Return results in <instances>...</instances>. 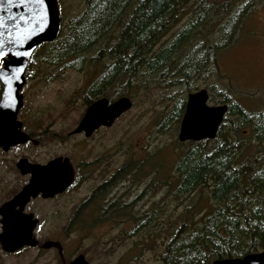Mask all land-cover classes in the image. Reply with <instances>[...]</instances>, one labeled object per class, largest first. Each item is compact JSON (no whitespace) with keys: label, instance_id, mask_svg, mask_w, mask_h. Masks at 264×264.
<instances>
[{"label":"rangeland","instance_id":"374dc122","mask_svg":"<svg viewBox=\"0 0 264 264\" xmlns=\"http://www.w3.org/2000/svg\"><path fill=\"white\" fill-rule=\"evenodd\" d=\"M59 1L63 24L83 13L86 6V0ZM209 1L215 2L216 7L233 1L235 9L229 15H235L236 24L229 26L226 31L217 22L206 26L202 34L215 39L217 43L223 39L228 40V43L233 37L236 39L232 45L216 54L218 68L215 65L211 69L210 63H207L206 71L194 81L193 87L195 91H209L211 106L227 104L223 103L222 94L226 91L231 96L230 101L236 102L243 109L252 113L262 111L264 0ZM188 13L165 41H169L190 21L193 15ZM244 15L246 18L242 21ZM223 23L226 24V21ZM46 50L38 53L37 61L29 69L30 77L21 92L24 105L18 115V120L24 123L26 131L33 134L39 145L18 146L8 153L0 150V204L12 196L16 188L25 181L14 169L21 156L38 163H45L58 156H67L74 164L100 161L101 164L97 167L100 170L107 166V179L122 166L126 167L125 178L118 180L111 189L110 201L122 198L127 209L128 205L131 206L135 217L152 208L159 213L163 208L161 218H158L150 230L162 229L164 235L174 231L178 227V216L192 200L175 195V167L186 146L177 144L181 121L178 123L175 115L171 118L175 103L168 98L172 95L187 99L188 94L184 88L166 90L155 77L139 75L132 82L131 88L126 89V97L133 102V107L128 112L116 120L112 127L98 131L89 139L74 137L70 133L78 127L87 109L85 99L89 97L92 82L97 80V71L101 66L90 65L87 59L78 60L75 65L49 66L41 62ZM94 53L91 52L88 56ZM113 85L108 86V99L111 98V101L119 99L121 94L125 95V92L115 94L116 88L113 89ZM226 117L227 125L235 119L234 116ZM236 125L241 127L245 138L255 146L257 142L251 133V125L243 124L237 116ZM140 162L143 164L141 168ZM134 163H137L138 170L136 167L132 168ZM101 173L93 171L91 176H87L82 172L81 178L84 175L88 177L85 183L82 179L78 180L76 187L58 200L36 201L31 207L40 216L41 225L35 236L42 243L61 242L67 261L81 254L89 264H162L159 253L165 244V238L162 243L158 240L153 245L146 244L145 235L151 226L148 229H138L136 222L126 219V216L124 222L111 218L107 221L98 220V216L89 229L81 230L78 227L68 232L64 230L70 219L77 216L79 207L87 205L83 210L85 213L91 206L89 196L105 177ZM165 182L172 184L166 185ZM209 203L207 202L208 207ZM130 232H134L133 236L127 237ZM151 247L152 250L149 249ZM0 264L62 263L53 250L29 248L18 254H5L0 248Z\"/></svg>","mask_w":264,"mask_h":264},{"label":"trees","instance_id":"16d2710c","mask_svg":"<svg viewBox=\"0 0 264 264\" xmlns=\"http://www.w3.org/2000/svg\"><path fill=\"white\" fill-rule=\"evenodd\" d=\"M233 6L232 1L216 7L209 0H108L105 6L104 0L95 4L86 0L84 12L63 24L54 42L44 43L34 52L29 69L37 61L38 53L46 49L41 62L49 66L75 65L85 59L90 65H100L99 78L85 99L86 106L101 96L110 97L106 90L110 84H114L115 94L125 92L119 97L126 96V89L131 88L139 75L155 77L166 90L182 87L190 94L196 90L193 83L206 71V64L210 63L211 69L217 67L216 54L236 39L217 43L202 34L206 26L217 22L226 31L236 24L235 15H229L235 9ZM188 12L193 15L190 21L165 41ZM244 18L245 15L242 21ZM91 52L94 55L88 56ZM1 93L0 83V98ZM222 94L223 103L229 106L227 115L235 119L227 125L226 117L214 140L177 142L186 148L175 167V195L192 199L178 216V227L165 235L162 229L150 230L161 218L163 208L159 213L152 208L135 217L130 205L128 209L124 205L123 208L112 206L108 208L110 214L98 219L124 222L126 216L136 222L138 229L151 226L145 243L153 245L158 240L162 243L165 238L159 253L162 264H201L217 258H242L264 248V110L249 112L231 102L226 91ZM168 98L175 103L171 118L175 115L180 123L186 98L172 95ZM236 116L243 124L251 125L255 146L236 125ZM135 167L137 163L132 165ZM83 210L69 222L73 226L80 222L81 230L89 229L95 220Z\"/></svg>","mask_w":264,"mask_h":264},{"label":"water","instance_id":"95a60500","mask_svg":"<svg viewBox=\"0 0 264 264\" xmlns=\"http://www.w3.org/2000/svg\"><path fill=\"white\" fill-rule=\"evenodd\" d=\"M35 9V11H33ZM47 13L43 23L39 22L37 12ZM0 39L5 42V50L10 49L18 53H28L19 58L8 56L5 63L11 69H18L16 79L5 83L0 80L3 91L0 102L5 100V94L12 99L11 107L0 108V148L8 152L12 147L24 145L30 139L22 130V123L18 120V114L23 107L24 99L21 94L26 84V70L34 51L44 43L55 41L61 32L62 20L58 10L57 0H45V5H37L31 0H25L21 6V0H0ZM43 29V30H42ZM9 40L19 41L15 47L9 45ZM201 105L209 114L194 131H190L185 122V116L190 111L193 102ZM209 93L202 89L187 96L185 112L181 120L178 133V141L202 142L214 140L219 128L228 112V106H210ZM133 107L129 97H121L114 102L102 98L93 102L86 110L78 127L73 134L85 133L86 137L101 127H111L117 119ZM37 144V142H36ZM17 168L23 175L31 174V178L23 189L10 201L0 207L2 232L0 233V246L3 252L11 254L23 248H36L41 242L34 236L37 221L33 215L23 213L24 207L32 198L42 194L43 198H51L64 193L74 182V169L68 158L58 157L51 160L46 166L33 164L28 159L17 162ZM19 207L20 210L16 211ZM56 248L59 256L63 257L61 243L45 241L41 249ZM64 262V260H63ZM65 263V262H64ZM264 252L247 255L242 259L218 260L214 264H263ZM65 264H89L84 255H78Z\"/></svg>","mask_w":264,"mask_h":264},{"label":"flooded vegetation","instance_id":"af4514ba","mask_svg":"<svg viewBox=\"0 0 264 264\" xmlns=\"http://www.w3.org/2000/svg\"><path fill=\"white\" fill-rule=\"evenodd\" d=\"M57 4H58V10H59V13H60V16H61V20L63 21V19H62V13H61V9H60V1L59 0H57ZM29 69V68H28ZM29 77H30V72L29 71H27V73H26V80H28L29 79ZM97 78H99V76H97L96 77V79ZM93 84H96V81L95 82H93ZM109 86V85H108ZM107 86V88H106V90H108L109 89V87ZM102 98H106V99H108V97H106V96H101L100 98H98V99H94V102L95 101H97V100H99V99H102ZM109 100V102L111 103L112 101L110 100V99H108ZM117 100V99H116ZM90 106V105H89ZM89 106H87V108L89 107ZM87 110V109H86ZM86 112V111H85ZM85 114V113H84ZM84 116V115H83ZM19 118V117H18ZM83 118V117H82ZM81 118V119H82ZM20 121V120H19ZM81 121V120H80ZM21 122V121H20ZM22 123V130L27 134V135H29L30 136V139L28 140V142L27 143H25L24 145H19V146H25V145H35V146H37V145H39L38 144V141L33 137V134L30 132H28V131H26V129H25V126H24V123L23 122H21ZM104 128H106V127H101L100 129H98L97 131H95L93 134H92V136L93 135H95V133H97L98 131H100V130H102V129H104ZM70 135H72V136H74V137H84L85 139H89V138H91L92 136H90V137H86L85 136V133H80V134H73L72 132L70 133ZM36 142H37V144H36ZM16 147H18V146H16ZM13 148H15V147H12L11 149H13ZM10 149V150H11ZM0 150L3 152V153H8V152H4L3 150H2V148H0ZM58 157H63V158H68L69 160H70V162H71V164H72V166H73V169H74V182H73V184L64 192V193H62V194H58V195H55L54 197H51V198H43V196H42V194H40L38 197H36V198H32L31 200H30V202L24 207V209H23V213L24 214H27V215H33V220H36L37 221V226H36V228H35V232L37 231V229H39L40 228V225H41V219H40V216L32 209V205L36 202V201H38V200H43V201H48V202H51V201H55V200H58L61 196H63L64 194H66L67 192H69L72 188H75L76 187V185H77V181L78 180H80V179H82L83 180V183H85L84 181L85 180H87V178L88 177H86L85 175L84 176H82V178H81V176H80V174H82V172L84 173V174H86L87 176H91L92 175V173H93V171H94V173H96V172H99V173H104L105 174V177H104V180L101 182V184L90 194V196H89V201H90V203H89V209L87 210L88 212H89V215L91 216V218H97L98 216L101 218L102 217V219L104 218V216H105V214L106 213H108L109 212V214H110V211H109V209L108 208H110V207H112V206H116V208H123L122 206L124 205V206H126V204L125 203H123V200H122V198H118V199H113V200H111L110 201V199H111V189H113V186L115 187V185L117 184L116 182L118 181V180H122L123 178H125V173H126V167L125 166H122L121 167V169L119 170V171H117L112 177H110L109 179H107V171H108V168H107V166H105V169H100L99 170V168L97 167L98 166V164H101V162L100 161H96V163H87L86 161H81L79 164H74L72 161H71V159L69 158V157H67V156H58ZM58 157H55V158H58ZM55 158H53V159H55ZM21 159H27L26 157H24V156H21V157H19V159H18V161L19 160H21ZM53 159H50L49 161H47V162H45V163H38V162H34V161H30L29 159V162H31V163H33V164H40V165H43V166H46L51 160H53ZM17 161V162H18ZM17 162H16V164H15V166H14V169H15V171L23 178V179H25V181H24V183L22 184V185H20V187H18V188H16V191H15V193L12 195V196H10L8 199H6L2 204H0V207L3 205V204H5L6 202H8V201H10L15 195H17L22 189H23V187L26 185V184H28V182H29V180H30V178H31V174H26V175H23L22 173H21V171L17 168ZM105 164H106V161H105ZM88 173V174H87ZM101 173V174H102ZM118 177V178H117ZM121 200V201H120ZM78 207H79V205H78ZM88 206L87 205H84V207L82 206V207H79L78 208V210H77V214L79 215L80 213V211L82 210V209H86ZM107 209H108V211H107ZM20 210V208L19 207H17L16 208V211H19ZM99 214V215H98ZM77 217V216H76ZM1 219H2V217L0 216V233L2 232V225H1ZM95 221V220H94ZM104 221H107V220H104ZM79 222V221H78ZM105 223V222H104ZM80 222L79 223H77V225L76 226H73V225H70L69 223H67V225L64 227V230H66L67 232L68 231H71V230H75V228L77 227H80ZM57 227V226H56ZM56 227H52V228H56ZM36 237V236H35ZM37 238V237H36ZM38 239V238H37ZM39 240V239H38ZM40 241V240H39ZM57 242V241H56ZM61 243V242H60ZM61 245H62V243H61ZM0 248H1V246H0ZM36 248H40L41 249V244L40 245H38ZM62 248H63V257L61 258L60 256H59V254H58V250L56 249V248H51V249H49V250H53V251H56L57 252V255H58V257H59V259H60V261H61V263L62 264H65V263H69L72 259H70V260H68L67 261V259H66V256H65V250H64V246L62 245ZM26 249H29V248H23V249H21L20 251H18V252H15V253H11V254H18V253H21L22 251H24V250H26ZM2 250V249H1ZM43 250V249H42ZM264 252V248L263 249H261V250H259V251H257V252H254V253H252V254H258V253H263ZM5 253V252H4ZM5 254H8V253H5ZM251 255V254H250ZM242 258H244V257H242ZM242 258H225V259H242ZM225 259H219V258H217V259H213V260H208L207 262H203V263H201V264H214V262H216V261H218V260H225ZM63 260H64V262H63ZM264 264V263H263Z\"/></svg>","mask_w":264,"mask_h":264},{"label":"snow or ice","instance_id":"6c2138e0","mask_svg":"<svg viewBox=\"0 0 264 264\" xmlns=\"http://www.w3.org/2000/svg\"><path fill=\"white\" fill-rule=\"evenodd\" d=\"M10 3L11 0H8ZM25 0H21V6ZM32 3L44 6L45 0H31ZM99 0H93V3H97ZM105 6H108V0H104ZM35 11V9L33 10ZM36 15L39 16V22L43 23L47 18L46 11L43 13L37 12ZM97 22H99V17H97ZM0 27H3L2 22H0ZM43 30V29H42ZM9 45L15 47L19 44V41L9 40L7 42ZM28 53H18L15 51H11L10 49L5 50V42L0 39V80H4L5 83H8L10 80L16 79V72L18 69L9 68L8 64L5 63V59L8 56H13L19 58L20 56H26ZM5 100L0 102V108L7 109L11 107L12 99L7 97V93L5 94ZM207 110L204 109L201 105L197 104L195 101L192 104L190 111L185 116V122L190 131H194L205 119L208 117Z\"/></svg>","mask_w":264,"mask_h":264}]
</instances>
